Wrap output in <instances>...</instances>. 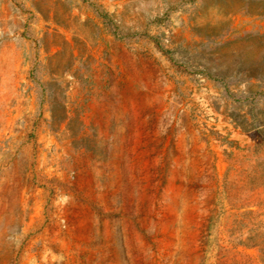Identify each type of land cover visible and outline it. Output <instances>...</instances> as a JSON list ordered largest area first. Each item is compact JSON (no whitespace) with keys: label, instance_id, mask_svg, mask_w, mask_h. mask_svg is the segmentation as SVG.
Wrapping results in <instances>:
<instances>
[{"label":"rangeland","instance_id":"obj_1","mask_svg":"<svg viewBox=\"0 0 264 264\" xmlns=\"http://www.w3.org/2000/svg\"><path fill=\"white\" fill-rule=\"evenodd\" d=\"M0 264H264V0H0Z\"/></svg>","mask_w":264,"mask_h":264}]
</instances>
